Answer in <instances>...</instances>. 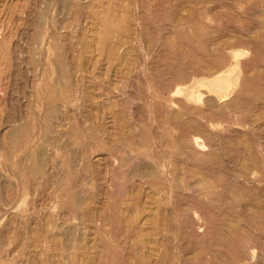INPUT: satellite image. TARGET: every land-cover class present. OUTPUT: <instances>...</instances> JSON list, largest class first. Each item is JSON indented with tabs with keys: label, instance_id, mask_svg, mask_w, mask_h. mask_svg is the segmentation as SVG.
<instances>
[{
	"label": "rangeland",
	"instance_id": "obj_1",
	"mask_svg": "<svg viewBox=\"0 0 264 264\" xmlns=\"http://www.w3.org/2000/svg\"><path fill=\"white\" fill-rule=\"evenodd\" d=\"M210 263L264 264V0H0V264Z\"/></svg>",
	"mask_w": 264,
	"mask_h": 264
},
{
	"label": "bare ground",
	"instance_id": "obj_2",
	"mask_svg": "<svg viewBox=\"0 0 264 264\" xmlns=\"http://www.w3.org/2000/svg\"><path fill=\"white\" fill-rule=\"evenodd\" d=\"M105 23H104V25L106 26V25H109V24H106V21H104ZM120 28V27H119ZM117 29V28H116ZM111 30L112 29H110V32H111ZM115 30V29H114ZM107 31V30H106ZM106 35V34H105ZM184 44V43H183ZM188 50V49H187ZM231 51V50H230ZM230 51H229V53H230ZM232 51H233V53L234 54H237V52H238V50H237V52H235L234 51V49L232 48ZM190 52V51H189ZM240 52V51H239ZM243 52V51H242ZM231 54V53H230ZM243 54V53H242ZM241 54V55H242ZM244 55V54H243ZM231 56V55H230ZM242 57V56H241ZM235 59V58H234ZM236 61H238L237 59H235ZM235 64H236V62H235ZM214 74V73H213ZM218 74V73H217ZM215 75V74H214ZM223 75V74H222ZM225 76V75H224ZM201 76H199L198 78H200ZM213 77V76H212ZM202 78V77H201ZM229 78H232V76L231 77H229ZM212 79V80H211ZM211 79H207V80H210V81H208V83L206 84V85H208L209 87V89L210 90H213V91H215V92H219V93H221V94H224L225 93V91H227V88L229 87V81H228V77L227 76H225V77H216V79L214 78V80H213V78H211ZM194 80V79H193ZM195 81V80H194ZM231 81V80H230ZM193 82V81H192ZM206 82V81H205ZM195 83H197V82H195ZM191 84V83H190ZM200 85V84H199ZM202 85V84H201ZM204 85V84H203ZM183 86H185V85H183ZM195 86V85H194ZM196 86H197V84H196ZM194 88V87H193ZM181 89H183V87H181ZM196 89H198V88H196ZM195 88H194V90H196ZM177 91H179V90H177ZM176 91V92H177ZM183 91V90H182ZM188 90H186V92H187ZM192 91V90H191ZM198 91H199V89H198ZM178 93V92H177ZM179 93H180V91H179ZM178 93V94H179ZM198 93V92H197ZM191 94V93H190ZM182 97V96H181ZM195 98V97H194ZM190 99H192V98H190ZM187 100V99H186ZM188 101V103H189V101L190 100H187ZM186 102V101H185ZM191 103V102H190ZM192 103H194L193 101H192ZM185 136V135H184ZM182 137V136H181ZM180 137V138H181ZM192 137V136H191ZM179 138V139H180ZM185 138V137H184ZM194 140V143L197 145V147H198V145L199 144H201V143H199L200 141L198 140L199 138H197V136H196V138L194 137L193 138ZM181 142H183V141H181ZM187 143V142H186ZM183 144V143H182ZM183 147H185V146H183ZM107 173V172H106ZM109 174V173H108ZM103 175V174H102ZM106 175V174H105ZM101 176V175H100ZM105 178V177H104ZM111 178V177H110ZM105 180V179H104ZM103 180V181H104ZM106 183V182H105ZM106 186V185H105ZM107 187H109V186H107ZM105 189V188H104ZM105 195H107V194H105ZM81 198V197H80ZM130 202V201H129ZM81 203V202H80ZM134 203V202H133ZM130 205V204H129ZM124 206V205H123ZM127 207V206H126ZM125 207V208H126ZM129 207V206H128ZM130 207H132L131 205H130ZM139 207V206H138ZM145 207V206H144ZM129 209V208H128ZM133 209V208H132ZM132 209H131V212H132ZM135 209V208H134ZM128 211V210H127ZM139 211V210H138ZM143 211H144V208H143ZM118 212V211H117ZM120 212V211H119ZM125 212H126V210H125ZM140 212H142V211H140ZM136 213H138V212H136ZM118 214V213H117ZM133 214H134V212H133ZM121 217V216H120ZM127 217V216H126ZM117 220V219H116ZM127 220V219H126ZM162 220V219H161ZM128 221V220H127ZM133 221V220H132ZM121 224V223H120ZM132 223H130V225H131ZM134 225V224H133ZM128 226V225H127ZM128 228H130V227H128ZM127 229V228H126ZM131 229V228H130ZM118 230V229H117ZM135 231V230H134ZM137 233V232H136ZM158 233V232H157ZM157 233H154V234H157ZM153 234V235H154ZM139 236V235H138ZM142 236V235H141ZM146 236V235H145ZM158 236V235H157ZM131 237V236H130ZM129 238V237H128ZM140 238V237H139ZM157 238V237H156ZM138 239V238H137ZM143 239V238H142ZM141 239V240H142ZM140 240V241H141ZM145 240V239H144ZM150 240V239H149ZM138 241H139V239H138ZM157 241H155V243H156ZM158 243V242H157ZM152 245V244H151ZM132 246H133V244H132ZM135 246V245H134ZM153 247V246H152ZM147 248V247H146ZM211 264V263H210Z\"/></svg>",
	"mask_w": 264,
	"mask_h": 264
}]
</instances>
